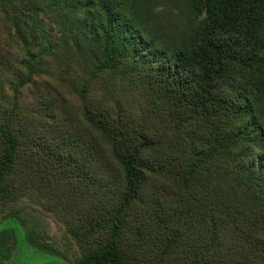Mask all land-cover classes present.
<instances>
[{"label":"trees","instance_id":"16d2710c","mask_svg":"<svg viewBox=\"0 0 264 264\" xmlns=\"http://www.w3.org/2000/svg\"><path fill=\"white\" fill-rule=\"evenodd\" d=\"M96 1L109 20L108 41L117 40L116 5ZM148 1L133 0L140 16H150L155 0ZM255 10L264 13V0H189L187 16L197 25L183 28L177 16L161 25L137 21L138 39L169 62L154 66L138 60L131 73L124 70L129 61L120 58L128 86L146 101L140 117L119 100L91 98L80 114L66 110L60 120L48 91L39 90L45 103L35 109L17 100L7 108L0 91V198L27 195L29 181L43 174L63 193H55L48 208L60 215L62 206L67 222L78 223L74 233L110 231L102 248L76 263L55 248L32 260L23 249L26 236L18 216L6 214L0 231L13 223L21 264H123L124 234L138 251L155 253L158 264H264V172L255 162L264 137V36L254 25ZM120 50L127 57L125 45ZM8 54L0 65L10 66L13 82L21 87L31 78L37 87L39 82L25 74L24 61ZM116 58L108 51L106 67ZM240 66L251 69V95L262 100L260 113L249 93L232 91ZM48 157L52 164L44 165L41 159ZM149 189L156 209L134 212ZM62 196L73 204L64 207ZM84 199L87 213L80 206ZM187 242L189 251L183 249ZM2 245L0 239V264L9 257Z\"/></svg>","mask_w":264,"mask_h":264},{"label":"rangeland","instance_id":"374dc122","mask_svg":"<svg viewBox=\"0 0 264 264\" xmlns=\"http://www.w3.org/2000/svg\"><path fill=\"white\" fill-rule=\"evenodd\" d=\"M40 1L43 3L42 7L38 6L35 0H0V59H9L8 53H12L18 60L24 61L21 66L25 74L39 82L35 87L31 78H28L19 87L20 83L13 82L11 78L10 66L0 65V91L7 108L8 103L17 100L21 106L30 109L43 108L45 100L41 98L39 90L43 94L48 91L49 99L55 101V112L59 119L67 116L66 110L80 114L83 106L91 98H99L107 103L119 100L128 113L140 117L146 107V101L137 89H133L135 86H128L125 71L133 73L129 69L134 70L138 60L154 66L169 65V62L161 58L156 48L148 41L142 42L138 39L139 32L135 27L139 25L137 21H146L140 25H161L177 16V21L183 28L197 25L192 24L187 16L189 0L182 3L175 0H149V4L154 1L149 17L139 15L141 7L134 6L133 0H106L116 5L115 22L118 26L115 32L117 40L110 38L108 41L106 25L109 20L99 1ZM252 15L256 19L254 24L256 30L264 36V13L255 10ZM172 22L177 24L174 20ZM132 34L134 42L130 41ZM124 45L127 57H123L120 50ZM108 51H114L117 57L111 68L106 67ZM120 58L129 61L125 64L127 65L124 67L125 71L122 69ZM240 67L236 70L235 81H232V91L238 94L249 93L256 113H260L262 100H256L251 95L255 87L251 69L247 71L242 68L248 67ZM47 83L50 87L46 88ZM38 119L50 126L53 122L48 117ZM37 129L42 130L40 127ZM44 129L50 130L49 127ZM258 144L256 167L264 172L263 136H260ZM41 162L44 165L52 164L49 157L41 159ZM71 181L76 183L75 179ZM29 184L30 190L27 195L17 200L0 198V221L6 214L18 216L17 220L26 236L22 243L23 249L32 260L42 256L46 249L55 248L54 250L59 249L67 262L76 263L83 255L97 251L107 243L110 237L109 229L92 234L82 230L74 233L77 228L75 225L78 223L72 218L70 223L67 222L62 215V206L60 215H57L55 209L48 208L47 205H53L55 201L52 196L55 193H63L56 192L52 182L45 179L43 174L34 175L33 181H29ZM152 191V189H149V192L145 191L147 194L144 193L143 203L141 200L135 202L134 212H152L156 209L151 196ZM60 200L64 207L73 204L71 200H67V196H62ZM79 201L87 213V199ZM12 224L10 222L8 227L0 231L2 246L9 252V257L3 259L1 264H21L22 257L17 249L19 235L15 234ZM133 243L130 236L126 234L122 236L119 248L123 264H158L155 253L150 254L147 249L138 251ZM40 248L45 250L42 252ZM191 248L189 242L183 245V249L188 251Z\"/></svg>","mask_w":264,"mask_h":264},{"label":"water","instance_id":"95a60500","mask_svg":"<svg viewBox=\"0 0 264 264\" xmlns=\"http://www.w3.org/2000/svg\"><path fill=\"white\" fill-rule=\"evenodd\" d=\"M50 264H67V263L62 262V261H58V262H52V263H50Z\"/></svg>","mask_w":264,"mask_h":264}]
</instances>
